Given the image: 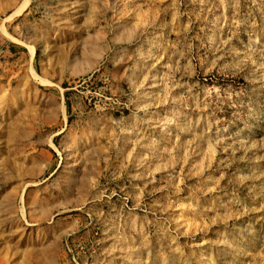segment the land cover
I'll return each instance as SVG.
<instances>
[{
    "label": "rangeland",
    "instance_id": "obj_1",
    "mask_svg": "<svg viewBox=\"0 0 264 264\" xmlns=\"http://www.w3.org/2000/svg\"><path fill=\"white\" fill-rule=\"evenodd\" d=\"M0 264H264V0H0Z\"/></svg>",
    "mask_w": 264,
    "mask_h": 264
}]
</instances>
